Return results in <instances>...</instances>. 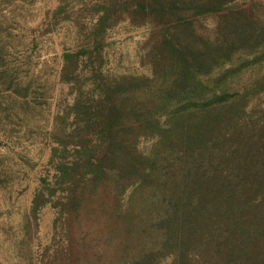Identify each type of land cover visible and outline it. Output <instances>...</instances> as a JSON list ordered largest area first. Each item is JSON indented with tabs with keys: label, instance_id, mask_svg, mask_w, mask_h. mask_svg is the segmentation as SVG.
<instances>
[{
	"label": "rangeland",
	"instance_id": "rangeland-1",
	"mask_svg": "<svg viewBox=\"0 0 264 264\" xmlns=\"http://www.w3.org/2000/svg\"><path fill=\"white\" fill-rule=\"evenodd\" d=\"M0 264H264V0H0Z\"/></svg>",
	"mask_w": 264,
	"mask_h": 264
}]
</instances>
